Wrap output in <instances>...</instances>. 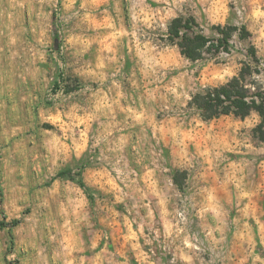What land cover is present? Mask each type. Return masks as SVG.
<instances>
[{
    "label": "rangeland",
    "instance_id": "rangeland-1",
    "mask_svg": "<svg viewBox=\"0 0 264 264\" xmlns=\"http://www.w3.org/2000/svg\"><path fill=\"white\" fill-rule=\"evenodd\" d=\"M178 16L211 38L201 58L171 41ZM258 18L264 0H0V264H252L190 192L260 117L205 120L189 101L252 45L264 85Z\"/></svg>",
    "mask_w": 264,
    "mask_h": 264
},
{
    "label": "crops",
    "instance_id": "crops-1",
    "mask_svg": "<svg viewBox=\"0 0 264 264\" xmlns=\"http://www.w3.org/2000/svg\"><path fill=\"white\" fill-rule=\"evenodd\" d=\"M258 20L264 24V18ZM247 28L251 33H264L262 25L255 24L252 31ZM228 150L219 165L205 162L199 170L194 168L192 175L199 184L190 193H195L200 215L208 217L206 229L220 231L216 237L226 246L228 256L236 254L241 261L264 264V165L260 164L264 142H234ZM173 182L174 189L181 191Z\"/></svg>",
    "mask_w": 264,
    "mask_h": 264
},
{
    "label": "trees",
    "instance_id": "trees-1",
    "mask_svg": "<svg viewBox=\"0 0 264 264\" xmlns=\"http://www.w3.org/2000/svg\"><path fill=\"white\" fill-rule=\"evenodd\" d=\"M191 21H195V19L183 16L174 18L169 27V36L172 42H176L180 46L181 52L185 56L196 60L201 58L202 49L211 38L203 33H195L191 29ZM217 28L221 31L224 29L221 26ZM228 29L223 31V37L218 38L220 42L228 43L234 28ZM242 30L246 31V27L243 26ZM246 56L247 59L243 61L244 65L237 75L223 84L207 86L195 92L189 101V105L195 107L205 120L218 118L222 115H234L245 119L256 112L260 120L252 129L253 136L256 140L264 142V85L257 78L251 81L248 79V76L260 74L258 66L261 57L253 45L249 47ZM64 172L66 171H62V174ZM79 174L82 176V172ZM79 183L86 187L83 178L80 179ZM177 183L179 182L177 181Z\"/></svg>",
    "mask_w": 264,
    "mask_h": 264
}]
</instances>
